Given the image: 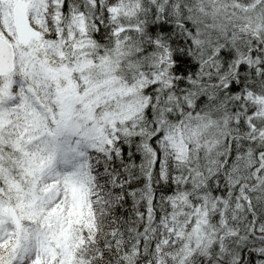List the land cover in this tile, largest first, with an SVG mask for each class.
<instances>
[{
  "label": "clouds",
  "instance_id": "9594fccd",
  "mask_svg": "<svg viewBox=\"0 0 264 264\" xmlns=\"http://www.w3.org/2000/svg\"><path fill=\"white\" fill-rule=\"evenodd\" d=\"M64 4L0 0V264L264 252V0Z\"/></svg>",
  "mask_w": 264,
  "mask_h": 264
},
{
  "label": "snow or ice",
  "instance_id": "6c2138e0",
  "mask_svg": "<svg viewBox=\"0 0 264 264\" xmlns=\"http://www.w3.org/2000/svg\"><path fill=\"white\" fill-rule=\"evenodd\" d=\"M64 6L68 7L67 0H65ZM159 27H160V30L162 32L171 29V25H165L162 22L159 25ZM176 58L179 59L180 57L177 56ZM157 135H159V133H157ZM153 139H155V137H153ZM117 151H120V150L117 149ZM125 158H127V157H125ZM98 167L101 170L104 169V165L103 164H98ZM245 260L247 261V264H264V252H261V251H258V250H250V251L247 252V255L245 256L244 250L242 249L240 257H239V260L237 261V264H242V262H244Z\"/></svg>",
  "mask_w": 264,
  "mask_h": 264
}]
</instances>
